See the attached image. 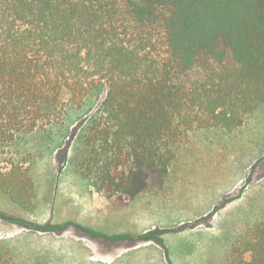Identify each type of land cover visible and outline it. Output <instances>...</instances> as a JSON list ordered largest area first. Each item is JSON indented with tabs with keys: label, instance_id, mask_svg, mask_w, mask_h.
I'll list each match as a JSON object with an SVG mask.
<instances>
[{
	"label": "trees",
	"instance_id": "16d2710c",
	"mask_svg": "<svg viewBox=\"0 0 264 264\" xmlns=\"http://www.w3.org/2000/svg\"><path fill=\"white\" fill-rule=\"evenodd\" d=\"M103 92L79 168L98 193L134 199L195 132L235 133L264 104V0H0V148ZM0 187L33 201L13 161ZM0 264L18 263L0 247ZM228 264H264V220Z\"/></svg>",
	"mask_w": 264,
	"mask_h": 264
},
{
	"label": "rangeland",
	"instance_id": "374dc122",
	"mask_svg": "<svg viewBox=\"0 0 264 264\" xmlns=\"http://www.w3.org/2000/svg\"><path fill=\"white\" fill-rule=\"evenodd\" d=\"M104 95L0 148V167L20 164L34 183L26 208L0 187V247L18 264H228L264 220V104L235 133L195 132L133 199L98 193L79 168Z\"/></svg>",
	"mask_w": 264,
	"mask_h": 264
},
{
	"label": "crops",
	"instance_id": "0c3cea01",
	"mask_svg": "<svg viewBox=\"0 0 264 264\" xmlns=\"http://www.w3.org/2000/svg\"><path fill=\"white\" fill-rule=\"evenodd\" d=\"M244 125H245V124H244ZM244 125H243V126H244ZM239 130H240V129H239ZM239 130H238V131H239ZM182 150H183V149H182Z\"/></svg>",
	"mask_w": 264,
	"mask_h": 264
}]
</instances>
